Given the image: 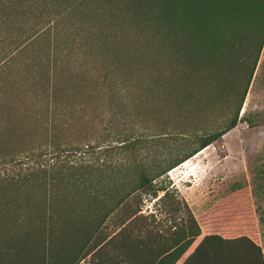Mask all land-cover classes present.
I'll return each instance as SVG.
<instances>
[{
    "label": "rangeland",
    "instance_id": "rangeland-1",
    "mask_svg": "<svg viewBox=\"0 0 264 264\" xmlns=\"http://www.w3.org/2000/svg\"><path fill=\"white\" fill-rule=\"evenodd\" d=\"M12 1L14 6L6 11L8 21L0 25V38L6 33L10 41L33 39L23 51L14 53L7 67L0 69V87H5L0 97L14 99L13 111L24 119L32 112L31 102L21 103L16 94L28 97L26 79L36 82L44 70L42 65L50 62L55 66V81L61 90L56 104L66 114L70 109L71 116L67 114V118L72 120L54 129L52 137L61 143L58 148L44 143L40 125L25 123L17 131L21 133L20 147L13 149L30 147L33 152L27 157L23 153L5 156L0 161V174L23 177L29 170L41 174L43 170L53 172L59 165H82L87 175L90 169H99L102 181L96 191L73 190L58 182L48 191L42 186L32 195L26 193L30 195L26 199L17 198L19 211L39 207L54 216H70L67 223L56 220L52 224L54 236L49 245L76 252L73 244L83 226L72 211L65 214V209L96 211L114 205L130 192L124 183L135 179L136 166L141 164L150 174L195 148L203 134L225 125L235 96L230 84L215 80L196 103H177L176 94L170 92L174 76H170L169 61L162 55L153 57L154 29L149 16L134 9V0ZM6 47L0 43V58ZM164 47L162 43L160 48ZM156 62L164 73L158 78L159 92L154 90L152 74ZM30 70L41 73L31 78ZM9 80L17 82V89L4 84ZM22 88L24 92L17 93ZM123 143L127 147L123 148ZM206 147L196 159L199 180L192 191L186 192L189 201L202 203L206 209L192 212L173 184L186 167L182 161L154 182L168 189L166 198L152 199V191H132L94 232L95 238L113 233L117 217L126 207H138L142 215L150 213L148 226L165 234L169 226L185 219L184 205L194 217L212 206L224 209L223 200L246 186L257 244L264 259V46L235 126ZM125 165H130L128 170H124ZM100 199L104 202L98 203ZM131 226L134 227V218ZM89 258L87 255L77 264H87Z\"/></svg>",
    "mask_w": 264,
    "mask_h": 264
},
{
    "label": "trees",
    "instance_id": "trees-1",
    "mask_svg": "<svg viewBox=\"0 0 264 264\" xmlns=\"http://www.w3.org/2000/svg\"><path fill=\"white\" fill-rule=\"evenodd\" d=\"M14 4L12 0H0V25L5 26L8 21L6 11ZM20 7L23 10V3ZM134 9L149 16L154 29L152 54L155 59L162 55L169 61L170 76H174V88L170 92L176 94L177 103H196L215 80L230 84L235 103L227 123L203 134L195 148L150 174L141 164L136 166L135 179L124 183L126 191L130 192L122 195L114 205L96 211L65 209V214L72 211L74 219L83 226L73 249L78 248V242L95 240L84 253L81 247L74 252L52 249L49 245L54 236L52 224L56 220L67 223L70 216H59L56 212L57 218L39 207L19 211L20 198H17L24 196L26 199L30 196L26 193L32 195L42 186L44 191H48L58 182L73 190L96 191L102 181L97 167L90 169L89 175L82 165H59L53 172L43 170L41 174L37 170H29L23 177L0 174V264H77L86 255L90 257L87 264H264L246 186L223 200L224 209L212 206L194 217L184 205L185 219L169 226L165 234L148 226L146 221L148 216H152L150 213L142 215L138 207L134 210L126 207L117 217L116 233L95 238L94 232L132 191H152L151 196H156V191H163L157 200L166 198L168 189L155 186V180L235 126L264 46V0H134ZM6 36L0 38V43L8 45L0 58V69L7 67V63L13 61L14 53L23 51L33 39L26 37L16 42ZM162 43H165L163 49L160 48ZM42 68V73L29 72L31 78L40 73L41 77L36 82L32 81L33 78L26 79L24 89L30 92L28 97L16 94L21 103L31 102L32 112L24 119L23 115L13 111L14 99L0 97V161L8 155L14 157L23 153L27 157L33 152L30 147L13 149L17 145L20 147L21 133L18 135L17 131L25 123L40 125L44 129V143L58 148L61 143L53 139L54 129L67 126L72 120L67 118V114L69 118L71 116L70 109L66 114L56 104L61 90L55 81L54 64L47 62ZM153 70L154 90L159 92L157 89L161 84L158 78L164 73L157 62ZM6 83L17 89V82L9 80ZM4 88L0 87L1 93ZM24 89L17 93L24 92ZM121 145L127 147L125 143ZM129 166L125 165L124 170ZM240 192L243 193L238 194ZM97 202L104 201L100 199ZM133 218L134 227L131 226ZM236 222L240 223L239 226L233 224ZM115 237L118 238L116 243L113 241Z\"/></svg>",
    "mask_w": 264,
    "mask_h": 264
},
{
    "label": "crops",
    "instance_id": "crops-1",
    "mask_svg": "<svg viewBox=\"0 0 264 264\" xmlns=\"http://www.w3.org/2000/svg\"><path fill=\"white\" fill-rule=\"evenodd\" d=\"M206 148L207 147L205 146L202 149H200L199 151H197L195 154H193L191 156L190 159H186V161L183 160L184 161L183 164H186V167H185L183 173L180 175V177L173 182V184L177 187L178 192L181 194V197L183 198L184 202L186 203V205L189 207V209L192 212H194V211L195 212L196 211H202V210L207 208V207H202L203 206L202 203L201 204H195L194 202L189 201L187 196H186V192L187 191H192L195 188V185L197 184V181L199 180V177H198V174H197L198 170H199V163L198 162L196 163V159L199 157L200 153L205 152ZM186 180H187V182H188V180L191 181V183H189V184L186 183ZM157 192L158 191H156V193ZM161 192H163V191H161ZM159 196H161V195L160 194H156V196H152V199L154 198V199L157 200V198ZM116 231H117V228L111 234L116 233ZM94 241H95L94 239H90L89 241L85 240V241L78 242L77 243V245H78L77 249H80V247H81L82 248L81 251L84 253L91 246H93ZM101 244L102 243L97 244L96 247H98Z\"/></svg>",
    "mask_w": 264,
    "mask_h": 264
}]
</instances>
